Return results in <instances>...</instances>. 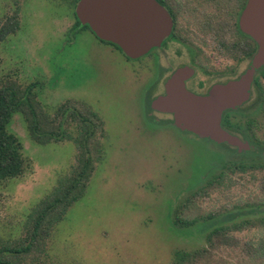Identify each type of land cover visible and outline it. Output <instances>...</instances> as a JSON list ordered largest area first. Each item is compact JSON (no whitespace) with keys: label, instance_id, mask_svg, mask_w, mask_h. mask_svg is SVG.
I'll return each mask as SVG.
<instances>
[{"label":"rangeland","instance_id":"1","mask_svg":"<svg viewBox=\"0 0 264 264\" xmlns=\"http://www.w3.org/2000/svg\"><path fill=\"white\" fill-rule=\"evenodd\" d=\"M13 9V0H0V17ZM151 61L129 59L90 29L77 28L73 8L63 3L21 0V29L0 44V84L34 85L52 114L66 101L86 103L103 120L106 135L86 194L43 241L44 250L38 247L23 264H173L176 251L207 247L214 228L264 217L263 173L237 171L223 184L205 187L224 166L264 162L263 156L183 131L169 115L147 117L159 94ZM251 107L233 116V131L253 117ZM10 129L23 144L24 169L0 184V240L20 244L29 215L70 173L77 149L68 140L36 144L19 114ZM203 187L207 196L185 207ZM177 214L200 221L183 227L175 223ZM234 235L258 242L264 227ZM211 251L210 264H264L240 248Z\"/></svg>","mask_w":264,"mask_h":264},{"label":"trees","instance_id":"2","mask_svg":"<svg viewBox=\"0 0 264 264\" xmlns=\"http://www.w3.org/2000/svg\"><path fill=\"white\" fill-rule=\"evenodd\" d=\"M56 1L73 8L77 28L90 29L88 26H82L76 16L75 8L79 0ZM13 2V13L0 17V44L21 29V0ZM17 114L24 119L27 130L36 144L73 141L77 154L70 173L58 182L52 192L29 215L27 237L20 244L4 243L0 240V264H23V259L38 250V247L44 250L46 245L43 241L66 218L72 206L84 197L96 166L104 156L102 139L106 136L105 125L99 114L89 105L70 100L58 106L52 114L38 99L34 85L25 87L14 80H9L0 84V184L20 177L24 169L23 144L10 129L12 119ZM237 171L244 174L256 171L263 173L261 185L264 189V162L257 160L224 166L219 176L209 180L205 187L221 185L229 178V173ZM207 194L208 189L201 188L184 206L190 208L191 199L205 197ZM199 221L198 217L185 220L177 214L175 223L190 227ZM255 226L264 227V217L259 218L257 222L216 227L207 235V247L190 252L178 250L173 255V264H210L211 250L222 248H240L248 256L262 259L264 238L258 242H243L234 235Z\"/></svg>","mask_w":264,"mask_h":264},{"label":"flooded vegetation","instance_id":"3","mask_svg":"<svg viewBox=\"0 0 264 264\" xmlns=\"http://www.w3.org/2000/svg\"><path fill=\"white\" fill-rule=\"evenodd\" d=\"M249 1L155 0L172 21L171 34L140 58H149L155 65V87L159 91L156 97L165 94L168 80L181 69L189 72L184 80L186 89L197 96H206L214 87L239 79L252 67L264 35H251L242 27ZM263 6L258 3V8ZM258 8L255 16L257 26ZM250 105L253 117L233 131V116L242 113ZM263 112L264 65L255 72L250 100L236 109H228L222 116L223 128L250 146L249 150L237 148L241 153L264 157L261 149L264 146ZM154 114L169 115L173 119V115L151 107L147 117L157 120ZM171 124L174 126L173 122Z\"/></svg>","mask_w":264,"mask_h":264},{"label":"water","instance_id":"4","mask_svg":"<svg viewBox=\"0 0 264 264\" xmlns=\"http://www.w3.org/2000/svg\"><path fill=\"white\" fill-rule=\"evenodd\" d=\"M258 3L264 4V0H250L242 19L243 29L251 35H264V6L258 8ZM75 13L82 26H88L98 39L116 45L132 60L148 54L172 31L169 14L155 0H79ZM262 41L252 67L239 79L214 87L206 96H197L185 87L189 72L178 70L168 80L165 94L153 100L152 109L173 115L175 125L183 131L249 150L248 144L223 128L222 116L250 100L255 72L264 65Z\"/></svg>","mask_w":264,"mask_h":264}]
</instances>
